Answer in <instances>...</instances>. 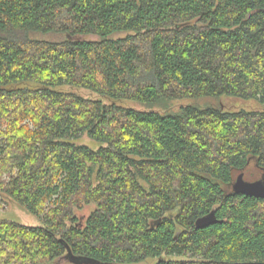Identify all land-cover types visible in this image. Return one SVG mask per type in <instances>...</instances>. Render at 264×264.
Masks as SVG:
<instances>
[{
    "label": "trees",
    "instance_id": "16d2710c",
    "mask_svg": "<svg viewBox=\"0 0 264 264\" xmlns=\"http://www.w3.org/2000/svg\"><path fill=\"white\" fill-rule=\"evenodd\" d=\"M223 94L262 107L172 106ZM249 166L264 175V0H0V196L41 220H0V264H264V198L232 191Z\"/></svg>",
    "mask_w": 264,
    "mask_h": 264
},
{
    "label": "rangeland",
    "instance_id": "374dc122",
    "mask_svg": "<svg viewBox=\"0 0 264 264\" xmlns=\"http://www.w3.org/2000/svg\"><path fill=\"white\" fill-rule=\"evenodd\" d=\"M117 35L122 36L124 34L121 33ZM39 37L47 40L58 39V36L56 34H50V33L40 34ZM77 92H79L81 95L85 97H90L94 99L99 97L98 95H94L93 93L88 94V92L84 90H77ZM101 100H105V99L101 97ZM207 103H211L212 105L217 104V106L220 105L222 110L230 111V112L239 111V110L255 111V110H260L262 107L261 103L256 99H245V98L235 97L226 94H223L218 98L205 97V98H186V99L176 100L172 102V106L173 109H177L181 105L197 104L198 106H204ZM120 104L137 106V104L129 101H123L120 102ZM70 141L76 144L86 145L93 150H96L101 146L105 145V142L90 137L87 132H84L79 137L71 139ZM250 168H252V166H249L248 168L243 170L245 179L255 180L257 179V177L260 178L264 177V175L258 174L257 172H255L254 169H250ZM94 208H95V204L89 203V204H85L80 209L74 210V213L78 218V222H77L78 225L83 226L85 224L86 217ZM0 220L13 221L17 224L31 226V227L41 225V220L36 214L31 212L25 205L14 200L5 193H3L0 196ZM163 258L166 259V256H163ZM169 258L174 259L173 256H170ZM159 259H161V257L160 258L149 257L140 262H133V263L117 262V261L101 263V262L86 261L85 257H81V256H76L75 258H72L66 252L52 260L44 259L42 260V263L44 264L45 263L46 264H156V262Z\"/></svg>",
    "mask_w": 264,
    "mask_h": 264
},
{
    "label": "water",
    "instance_id": "95a60500",
    "mask_svg": "<svg viewBox=\"0 0 264 264\" xmlns=\"http://www.w3.org/2000/svg\"><path fill=\"white\" fill-rule=\"evenodd\" d=\"M232 191L235 194L264 198V177L247 180L244 178V172H240L232 183ZM211 221H215V219L213 218Z\"/></svg>",
    "mask_w": 264,
    "mask_h": 264
}]
</instances>
